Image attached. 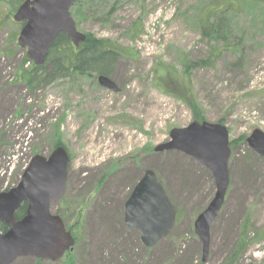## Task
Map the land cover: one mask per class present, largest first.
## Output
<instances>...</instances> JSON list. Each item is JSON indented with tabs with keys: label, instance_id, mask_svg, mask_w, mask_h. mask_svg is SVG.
<instances>
[{
	"label": "rangeland",
	"instance_id": "374dc122",
	"mask_svg": "<svg viewBox=\"0 0 264 264\" xmlns=\"http://www.w3.org/2000/svg\"><path fill=\"white\" fill-rule=\"evenodd\" d=\"M114 1L107 17L99 11ZM211 1L93 0L98 6L83 20L71 14L78 31L121 50L107 75L117 92L94 76L32 88L18 80L26 51L19 48L12 58L3 53L20 29L12 20L18 7L0 2V191L18 183L33 156H48L59 143L69 155L64 195L73 210L79 207L64 223L75 244L61 259L20 257L12 264H264V159L246 142L253 130L264 132V15L249 4L238 6L231 23L240 50H226L213 67L195 66L186 76L182 57L208 56L196 18ZM187 87L204 121L227 128L231 151L226 201L210 228L206 262L193 223L215 193L214 179L182 152H154L170 139V130L194 121L183 102ZM146 169L162 180L179 212L171 234L150 248L124 224V204ZM58 208L57 202L52 213ZM246 217L249 245L230 262Z\"/></svg>",
	"mask_w": 264,
	"mask_h": 264
},
{
	"label": "water",
	"instance_id": "95a60500",
	"mask_svg": "<svg viewBox=\"0 0 264 264\" xmlns=\"http://www.w3.org/2000/svg\"><path fill=\"white\" fill-rule=\"evenodd\" d=\"M75 0H23L12 16L20 23L16 38L19 48L36 66L45 63L48 50L59 33L66 34L74 46L86 35L77 30L70 8ZM98 83L112 91L118 88L109 76L100 74ZM229 133L220 123L192 121L170 130V139L154 152L175 150L201 163L214 179L215 193L193 223L202 245V262L207 261L210 228L225 202L229 186L228 161L231 155ZM249 147L264 159V132L259 129L246 138ZM69 155L56 146L48 156L35 155L24 168L18 183L0 191V222L8 226L0 231V264H12L20 257L58 261L71 250L75 239L62 218L51 208L65 193ZM26 204L22 218L16 211ZM176 209L153 170L146 169L124 204V224L139 232L141 243L153 247L168 237L175 224Z\"/></svg>",
	"mask_w": 264,
	"mask_h": 264
},
{
	"label": "trees",
	"instance_id": "16d2710c",
	"mask_svg": "<svg viewBox=\"0 0 264 264\" xmlns=\"http://www.w3.org/2000/svg\"><path fill=\"white\" fill-rule=\"evenodd\" d=\"M4 1H8L10 6L14 7H18L23 2V0H0V2ZM245 4H249L252 9H258L260 13L264 15V0H212L200 8L198 12L199 15L196 18V24L201 37L209 43L208 56L205 59L197 61L187 56L182 57V73L184 75L189 76L192 67L195 66L205 68L213 67L221 54L226 50L234 52L235 50H240V42L234 43L232 39L234 36L231 17L236 12L238 6L242 7ZM115 5H117V1L112 3L111 8L107 9L103 7L99 11L103 14L105 13V15L107 13V17L113 11ZM93 6H98L93 0H75L73 6L70 8V12L80 21L84 19V12L89 11ZM99 11L96 12L97 15ZM13 24L19 25V27L21 26L20 23L13 22ZM132 31L134 35H137L140 29L135 25ZM85 35V40L78 46H74L66 34L62 32L59 33L48 50L45 63L41 66H36L27 58L26 54H24L19 66L20 72L17 76L18 80L23 81L27 86L32 88L40 83H50L62 78H69L74 81L82 76L97 77L100 74L110 75L114 64L122 55L121 50L108 39L97 38L88 33H85ZM10 36L9 44H7V47L3 50L4 55L8 58H12L16 51L19 50V46L15 40L16 33L13 32ZM243 36H245V33ZM190 88L191 87L186 88L183 102L191 110L193 120L202 122L205 120L203 111ZM243 139L242 137L241 141H243ZM233 142L234 141L231 143ZM58 145L61 144L57 143L54 147ZM157 179L163 186L162 180L158 177ZM58 203H60V208L56 210L55 214H58L63 222L67 224V220L74 215L75 210L79 207L77 206L75 210H73L75 206L72 207V205H74V203H71L65 195ZM25 212L26 204L24 203L16 211L15 218L19 220L24 216ZM177 212L178 211H176V214ZM7 229L8 226L0 222V231L5 232ZM251 229L249 217H246L237 228L238 239L229 252L228 261L232 262L239 259L245 252L249 245L247 237Z\"/></svg>",
	"mask_w": 264,
	"mask_h": 264
},
{
	"label": "built area",
	"instance_id": "2783aa9c",
	"mask_svg": "<svg viewBox=\"0 0 264 264\" xmlns=\"http://www.w3.org/2000/svg\"><path fill=\"white\" fill-rule=\"evenodd\" d=\"M26 165H24L22 168H24Z\"/></svg>",
	"mask_w": 264,
	"mask_h": 264
}]
</instances>
